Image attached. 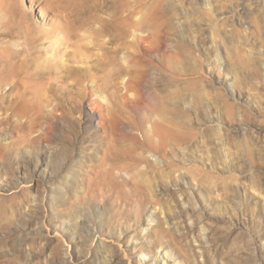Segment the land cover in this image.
Segmentation results:
<instances>
[{"label": "rangeland", "instance_id": "obj_1", "mask_svg": "<svg viewBox=\"0 0 264 264\" xmlns=\"http://www.w3.org/2000/svg\"><path fill=\"white\" fill-rule=\"evenodd\" d=\"M129 1L155 16L114 63L100 21L119 0H0V264H264V0ZM68 26L38 97L17 51L45 34L25 55L52 64ZM76 65L110 80L109 121L89 122Z\"/></svg>", "mask_w": 264, "mask_h": 264}, {"label": "bare ground", "instance_id": "obj_2", "mask_svg": "<svg viewBox=\"0 0 264 264\" xmlns=\"http://www.w3.org/2000/svg\"><path fill=\"white\" fill-rule=\"evenodd\" d=\"M136 8L137 7H134V4H130V1L129 0H119V3L117 2L115 4V9L112 10V12L109 14V16L102 17L101 18V21H100V31H101V33H103V35L107 36V38L104 40V43L108 46V48L111 50V52L114 53L113 54V61H114V63L117 62V55L119 54V52L122 49L130 50L131 48L134 47V37H136V34L138 32L137 31L138 28L139 29H142V30H145L146 24H145V22H143V20L145 18H147V20H150L152 17L155 16L154 15V12L147 11L148 9H146L145 12H144V15H143L144 18L141 19L140 21H138V20H136V18L138 16H134L135 14L138 13V11L136 10ZM125 10L128 11L127 14L124 13ZM62 33H63V35L60 38H57L56 40H53L54 39L53 38L52 41L50 40V42H49V45H51L52 46V49H53V50H51L52 51V54L50 53L51 55L48 56L50 59L53 60V63L52 64H48V62L45 63L43 61L44 58L42 59V56L41 55H39V56H41V58H37L36 60L33 59V57L31 55H30L31 57L28 54L25 55L26 50H28L31 46L36 47L37 45L42 44V40L41 39H43V41H44V39L47 38V37H44L45 34L44 35L42 34L43 36L42 35L33 36V35H30L32 33H28V35L25 36L26 37L25 38L26 40L22 44V47L17 51L19 57L16 56L18 58V60H17V58L15 60H17L16 63H17V66L19 68L22 69V67L24 65H28L27 62L29 61V59L31 60V62H32V60L35 61V62L32 63V64L35 63L34 64V67L31 68V66H30V68L32 69V75H35L41 81V82L38 83V85H36L34 87L35 88L34 89V92H36L35 94L38 97H40V96H42V95H44L46 93V92L43 93L44 92L43 86H45V84L43 82L44 79L46 80V78H47L49 80V81L46 80V82H45L46 83V87H48V88H49V84L53 83V80H59V81L62 80V79H60V77H61V72H63L62 71L63 70V67L60 64H58V63H59V60H60V62L63 60L62 57H64L67 54H69V52H68L69 50H67L68 45L75 44L76 41L73 40V41H75V42H73L72 39H71V37L74 34L76 35V31L71 26H68V27L65 28V30ZM26 34H27V32H26ZM126 37H127V39H128V37L131 38V41H129V40L128 41L127 40L124 41L123 39L126 38ZM137 38H138V41L137 42H139V41L140 42H144L145 45H147L149 47H151L152 44L154 43V42L151 43V41L153 40V34H150V33L139 35ZM44 44H45V42H44ZM40 47H42V46L40 45ZM40 52H42V51H40ZM31 53L32 52H30V54ZM45 54H47V53H45ZM82 54H81V57H84L85 58V55H84L83 52H82ZM53 55H54V57H52ZM35 56H34V58H35ZM48 57L47 58L45 57V58L48 59ZM42 61L45 64L44 63H41ZM50 62H51V60H50ZM93 68H94V66H91V67H89V66L87 67V66H84V65L83 66L82 65H76V66H74L73 69H72L73 74H72V79L71 80L74 82V84H76V86L78 87V89H80L79 91L77 90L78 91L77 94H78L79 100H82L83 98H86V97L89 98L88 99L89 100L88 108H89L90 112L93 113V111H97V112L100 111L97 122L93 119L94 117L92 116V114H90L89 122L90 123H93V124L100 125V123L107 122V121H109L111 119L110 118V116H111V114H110L111 111L110 110L111 109L109 107H105L102 104V102L97 97H95V95L96 96H100V94L106 93L107 90H108V88H109V86L111 84H110V80L104 79L99 74H97L99 71H102L103 69L98 68V69L93 70ZM26 72H28V71H26ZM52 73H54V75H56V77H54V75H52ZM89 81H92L93 84H92V86L91 85L90 86L93 89L92 88L91 89L89 88V86H88V84H89L88 82ZM62 85H59L58 86V88H59L58 90L59 91H60V89H61L60 87ZM52 86H53V84H52ZM46 90L49 91V89H46ZM89 94H91L90 97H88ZM66 98H68V97H66ZM39 99H41V98H39ZM76 103H78V102L76 101ZM43 104H45V102ZM43 104H41L42 105L41 107H43ZM49 107H51V106H49ZM55 109H57V108H55ZM48 110H50V109H48ZM51 111H53V109ZM52 113L54 114V112H52ZM52 113H50V114H52ZM99 119H101V120H99ZM33 124H35V123H33ZM49 124L50 123H48V125ZM35 133H36V131H35ZM110 138L111 137H109V139ZM35 141H37V140H35ZM112 149L113 148L110 147L109 145L107 146V153L103 157V165L105 166L104 169L106 171H108L109 174L115 175V174H118L120 172H125L129 176V171H128L127 165H119L118 163H116L117 157H116V154H114L115 157L113 156V153L110 151ZM148 216H150V215H148ZM102 230H103V225L101 223H99V225H96L95 231L99 234L98 236H100ZM118 236L120 238L121 237V234H119ZM100 241H102V238H101ZM162 262H163L162 264H166L167 263L165 260H163ZM155 264H160V262L156 261ZM167 264H177V263L169 262Z\"/></svg>", "mask_w": 264, "mask_h": 264}]
</instances>
